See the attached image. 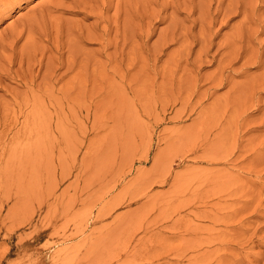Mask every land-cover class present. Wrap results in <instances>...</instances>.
I'll return each instance as SVG.
<instances>
[{"label": "rangeland", "instance_id": "1", "mask_svg": "<svg viewBox=\"0 0 264 264\" xmlns=\"http://www.w3.org/2000/svg\"><path fill=\"white\" fill-rule=\"evenodd\" d=\"M171 1L0 0V264H264V0Z\"/></svg>", "mask_w": 264, "mask_h": 264}, {"label": "bare ground", "instance_id": "2", "mask_svg": "<svg viewBox=\"0 0 264 264\" xmlns=\"http://www.w3.org/2000/svg\"><path fill=\"white\" fill-rule=\"evenodd\" d=\"M18 1H19V0H18ZM156 1H157V0H156ZM164 1H165V0H164ZM199 1H200V0H199ZM202 1H203V0H202ZM206 1H207V0H206ZM150 2H151V1H150ZM150 2H147V3H148V6H149V3H150ZM154 2H155V1H154ZM180 2H181V1H180ZM180 2H177V0H174V1H171V3L169 2L168 4L161 5V7H162V9H166V7L169 6V7L173 8V9L175 10V11H173V12L176 13V12H179L180 9L183 8V6H182V4H181ZM193 2H194V0H183V2H182L183 5L185 6V9H186V7H187V10H189L188 13H187V12L185 13V16H186L187 18H188L189 16H191V15H189V13L191 12L192 7L195 5V4H193ZM159 3H160V2H159ZM164 3H165V2H164ZM166 3H167V1H166ZM200 3H201V2H200ZM151 4H152V3H151ZM188 4H189L190 7L187 6ZM201 4L203 5V3H201ZM222 4H223V3L219 2V3H218V6H219V5L221 6ZM238 4H240L239 1L229 0V1L227 2L226 6L223 8V10H224V11H227L226 13H228V11H230V10L233 12L234 10H232V9H237ZM150 6H151V5H150ZM209 6H210V4H209ZM151 7H152V6H151ZM151 7H150V8H151ZM181 7H182V8H181ZM200 7H201V6H200ZM154 8H155V7H154ZM171 8H170V9H171ZM215 8H216V7H215ZM215 8H214V9H215ZM160 9H161V8H160ZM162 9H161V10H162ZM140 10H141V9H140ZM187 10H186V11H187ZM193 10H194V9H193ZM195 10H196V9H195ZM157 11H158V9H157ZM164 11H165V10H164ZM170 11H171V10H170ZM199 11L202 12V13L200 12L201 15L199 16V17L201 18L202 15H204L205 13H204V11H202V10H199ZM242 11H243V10H242ZM150 12H152L151 9H150ZM173 12H171V13H173ZM193 12H194V11H193ZM222 12H223V11H222ZM155 13H156V12H155ZM155 13H154L155 16H152V18H153V17L155 18V17L157 16V15H156L157 13H156V14H155ZM180 13H181V12H180ZM203 13H204V14H203ZM242 13H243V12H242ZM164 14H165V13H164ZM143 15H144V14H143ZM151 15H152V14H151ZM158 15H159V14H158ZM160 15H161V14H160ZM173 15H174V13H173ZM233 15H234V14H233ZM211 16H212V15H211ZM143 17H144V16H143ZM160 17H161V16H160ZM244 17H245V16H243V18H244ZM141 18H142V17H141ZM156 18H157V17H156ZM156 18H155V19H156ZM166 19H167V18H166ZM171 19H172V18H171ZM188 19H189V18H188ZM151 20H152V19H151ZM170 21H172V23L174 22L173 20H170ZM111 23H112V22H111ZM152 24H153V23H152ZM170 25H171V24H170ZM200 26H201V25H200ZM167 28H168V27H167ZM167 30H168V29H167ZM166 32H167V31H166ZM105 33H106V32H105ZM149 33H150V30H149ZM168 33H170V34H169L170 37H171V36H172V37L175 36V33H174L173 31L168 32ZM236 33H237V32H236ZM70 34H71V33H70ZM146 34H147V32H146ZM159 34H160V32H159ZM165 34H166V33H165ZM103 35H104V33H103ZM105 35H106V34H105ZM147 35H148V34H147ZM165 36H168V35H165ZM70 37H71V36H70ZM172 37H171V38H172ZM230 38H231V37H230ZM72 39H73V38H72ZM236 39H237V38H236ZM14 40H15V39H14ZM14 40H13V41H14ZM173 40H175L174 37H173ZM11 42H12V41H11ZM102 42H103V41H102ZM72 43H73V41H72ZM11 44H12V43H11ZM104 44H105V43H104ZM108 44H110V43H108ZM102 45H103V44H102ZM108 46H109V45H108ZM209 46H210V45H209ZM3 47L6 48L5 45H3L2 48H3ZM8 47H9V46H8ZM10 48H11V46H10ZM10 48H9V49H10ZM12 49H14V48H12ZM12 49H10V50H12ZM23 49H24V48H23ZM28 49H29V48H28ZM101 50H102V49H101ZM204 50H205V48H204ZM34 51H35V50H34ZM11 52H12V51H11ZM14 52H15V51H14ZM57 52H58V51H57ZM59 52H60V51H59ZM204 52H205V51H204ZM20 53H21V52H20ZM55 53H56V52H55ZM70 53H71V52H70ZM27 54H28V53H27ZM33 54H34V53H33ZM22 55H23V53H22ZM22 55H21V56H22ZM35 56H36V55H35ZM35 56H34V58H35ZM68 56H69V57H68L69 59H72V58L70 57V55H68ZM236 56H238V55H236ZM23 57L26 58V56H23ZM28 57H29V56H28ZM28 57H27V59H29ZM31 58H32V57H31ZM68 58H67V59H68ZM23 59H24V58H23ZM26 61H27V60H26ZM66 61H67V60H66ZM68 61H69V60H68ZM21 62H23V60H21ZM30 62H31V61H30ZM30 62H29V63H30ZM72 62H73V60H72ZM70 63H71V62H70ZM45 64H46V62H45ZM73 64H74V62H73ZM27 65H28V64H27ZM41 65H42V64H41ZM65 65H66V64H65ZM68 65H69V64H68ZM47 66H48V64H47ZM47 66L45 65V67H47ZM70 66H71V64H70ZM40 67H41V66H40ZM52 67H53V66H52ZM58 67H59V66H58ZM66 67H67V65H66ZM54 68H55V67H53V69H54ZM56 68H57V67H56ZM220 68H221V67H220ZM9 69H10V68H9ZM21 69H22V66H21ZM67 69H68V68H67ZM44 70H46V69H44ZM51 70H52V69H51ZM17 71H18V70H17ZM48 71H49V70H48ZM66 71H67V70H66ZM43 72H44V71H43ZM46 72H47V71H45V73H46ZM64 72H65V71H64ZM220 72H221V71H220ZM22 73H23V72H22ZM28 73H29V72H28ZM51 73H52V72H51ZM51 73H50V74H51ZM54 74H55V73H54ZM27 75H28V74H27ZM29 75H30V74H29ZM46 75H48V74H46ZM221 75H222V73H221ZM51 76H53V75L51 74ZM30 77H31V76H30ZM30 77L28 78V80L30 79ZM33 77H34V75H33ZM42 77H44V74H43ZM42 77L40 76L41 79H42ZM45 77H46V76H45ZM47 77H48V76H47ZM47 77H46V78H47ZM49 78H50V77H49ZM34 79H35V78H34ZM49 80H52V79H49ZM54 80H55V79H54ZM219 80L221 81V78H220ZM39 81L41 82V84H43V83L45 84V82L42 83L41 80H39ZM43 81H44V80H43ZM47 81H48V80H47ZM47 81H46V82H47ZM222 82H223V80L221 81V83L218 82V83H216V84H218V85L220 84V85H221ZM30 83H32V82H30ZM33 83H34V82H33ZM39 84H40V83H39ZM48 84L50 85L49 82H48ZM45 86H46V85H44V87H45ZM44 87L42 86V89H43ZM46 89H47V88H46ZM43 91H44V89H43ZM46 91H47V90H46ZM44 92H45V91H44ZM46 93H47V92H46ZM44 95H45V94H44ZM28 121H29V120H28Z\"/></svg>", "mask_w": 264, "mask_h": 264}]
</instances>
